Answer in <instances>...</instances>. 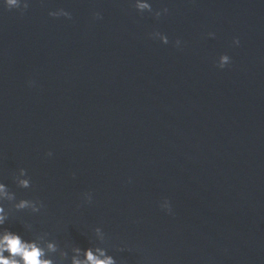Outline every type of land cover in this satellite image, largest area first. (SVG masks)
Wrapping results in <instances>:
<instances>
[{"label": "water", "instance_id": "1", "mask_svg": "<svg viewBox=\"0 0 264 264\" xmlns=\"http://www.w3.org/2000/svg\"><path fill=\"white\" fill-rule=\"evenodd\" d=\"M27 2L0 0V182L45 207L12 209L0 231L46 233L62 264L75 247L117 264H264V0Z\"/></svg>", "mask_w": 264, "mask_h": 264}, {"label": "clouds", "instance_id": "2", "mask_svg": "<svg viewBox=\"0 0 264 264\" xmlns=\"http://www.w3.org/2000/svg\"><path fill=\"white\" fill-rule=\"evenodd\" d=\"M3 6L6 10H19L21 14H23L29 7L27 0H4ZM134 8L143 13L145 11L149 13H153L152 6L150 3L146 2V0H135ZM168 12L167 8H164L160 11H155L154 16L159 19L162 14H166ZM49 16L54 18H59L61 16L71 19V13L64 9H57L55 11H50ZM95 19H102L100 13H94ZM209 35H214L213 33H209ZM152 38H159L163 41L164 44H167L168 38L166 35L161 34L156 31L151 33ZM180 40L175 41V45H180ZM234 44H239V39H234ZM230 63V57L228 55H221L219 57V61L217 66L223 69L226 65ZM31 83V82H30ZM48 156H51L52 153L48 152ZM27 177V170L24 168H20L18 174L14 175V182L17 187L28 189L31 187V181ZM84 200L87 203L92 202L91 193L84 194ZM4 202H8L11 204L12 208L8 211L5 210ZM45 205L42 201L39 200H30V199H19L17 201L16 193L11 191L4 183L0 182V226H3L9 217V213L12 209L16 211L22 210H30L32 213H38L44 208ZM160 207L167 211L168 213L172 212L170 201L165 199ZM95 235L100 239L103 243L105 241V234L101 228H95ZM47 234L38 235L37 238L27 241L21 237V235L14 233L6 228L0 231V264H62V261H57L53 258V255L58 251H60L59 246L54 241L48 242L45 246H42L38 243L39 240H43ZM76 255L72 256L71 264H117V261L113 256L106 255V249L96 247L95 253L92 248H89L84 251V259L79 258V254L81 249L79 247H75L72 249ZM7 253L8 255H5ZM60 256L63 258L68 257L67 251L60 252ZM103 257V258H101Z\"/></svg>", "mask_w": 264, "mask_h": 264}]
</instances>
